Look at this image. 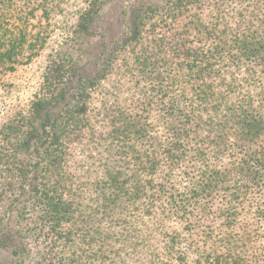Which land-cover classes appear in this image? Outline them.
<instances>
[{
	"label": "trees",
	"instance_id": "trees-1",
	"mask_svg": "<svg viewBox=\"0 0 264 264\" xmlns=\"http://www.w3.org/2000/svg\"><path fill=\"white\" fill-rule=\"evenodd\" d=\"M109 1L0 0V101L14 86L7 77L40 62L50 42L43 34L59 21L67 33L50 48L44 74L35 72L36 84L54 87L59 78L70 89L76 71L92 61L65 70L59 49L90 44L92 21ZM133 2L130 19L141 47L134 77L141 87L125 104L94 108L100 118L93 134L109 145L99 169L79 172L81 165L66 159L74 129L95 128L85 117L46 119L37 129L36 117L58 93L35 91L23 117L0 122V264L28 257L32 264H264V0ZM170 20L186 21L179 38H168L172 28L162 22L147 29L155 41L141 40L139 21ZM163 46L173 52L172 64L164 63L167 75L163 58L153 63ZM154 105L165 138L148 134L150 111H135ZM79 108L86 114L85 102ZM15 209L27 227L22 233L11 227ZM76 213L92 225L73 247L63 226Z\"/></svg>",
	"mask_w": 264,
	"mask_h": 264
},
{
	"label": "rangeland",
	"instance_id": "rangeland-1",
	"mask_svg": "<svg viewBox=\"0 0 264 264\" xmlns=\"http://www.w3.org/2000/svg\"><path fill=\"white\" fill-rule=\"evenodd\" d=\"M136 8L133 0H113L104 3L98 9L97 19L96 21H92V26L95 27L94 34L90 38V44L84 46L77 44H67L63 48L59 49L60 55L65 62V70L72 69L74 66H79L83 61L91 60V63H88L85 68L80 71H76L74 74V79L69 81L71 86L68 89L65 85H60V80L58 78L54 79V87L48 86L46 82L43 81L42 88L36 84V76L35 72H39L41 69V73L47 70L46 64L48 63L47 59L50 55V48L60 44V41L67 31L63 30V26L60 24L64 21H59V24L54 27L48 28L46 35L48 43V47L42 49L40 55V62L37 60L32 63L29 67H21L18 71L7 77L9 83L14 84L11 87V91L6 93V98L0 101V122L5 121L6 119H19L23 117V114L27 113V110L30 107V97L32 93L35 91L41 92L44 96H53L57 93L59 94L57 99L52 100V102L47 107V110H43L36 117L35 121H38L39 124L36 125L37 129H40L43 126V120L49 119L51 122H63L66 120H73L77 118L85 117L83 119H88L92 126L95 128L92 131L90 129H84V131H77L82 129H74V132L70 135L72 139L66 142L65 144V152L68 153L66 159H68L69 163H77L81 165L79 172L82 169L89 167L92 170H97L101 167V159L100 157L108 151L109 145L106 141L102 140L98 134H93L95 129L98 127V120L100 117H94V108L98 106H103L105 102L110 101H119L121 103H126L124 100L129 99L130 97H136L138 89L141 87L139 83L136 82V78L134 77L138 72L135 66L133 65V57L136 53H139L141 47L135 43L134 33H136V29H133V25L135 21L130 19V16L133 14L132 11ZM164 10L157 8L156 13H163ZM37 21H31L32 24H36ZM164 22L169 23L172 30H168L165 35L170 38V36H174L175 38H179L181 33L185 29L186 21H139L140 35L141 40H154L156 38V34L147 36L150 31V23L153 24H163ZM60 26V27H58ZM51 31H50V30ZM33 30V29H32ZM39 30V29H37ZM43 31V30H42ZM156 31L158 29L156 28ZM185 38H188L192 42L193 45H199V40L194 39L188 33H183ZM149 37V38H148ZM140 40V41H141ZM53 41H56L54 43ZM155 41V40H154ZM54 43V44H53ZM159 49L165 50L163 55H160L159 60L158 56H155V65L159 66L160 61L163 58V66L161 67L162 71H165L167 75V70L169 67L167 64H172V55L173 52L168 50L167 48L159 47ZM155 50V48H154ZM153 52H156L153 51ZM159 54V52H156ZM108 59V60H107ZM111 63V74L106 77L107 69L103 67L104 60L110 61ZM158 60V62H157ZM88 62V61H87ZM167 62V64H164ZM98 63V64H97ZM162 64V63H161ZM40 68V69H39ZM77 74L81 76V81H76ZM42 81V79H41ZM167 84L168 79H164ZM82 84L84 88L83 93H78V84ZM38 86V87H37ZM144 87H149L145 85ZM68 90V91H67ZM88 92V95L86 96ZM2 91L0 90V94ZM117 98V99H116ZM85 102V105L88 106L86 110V114L81 112V108H79V103ZM141 107V106H140ZM158 106H153L150 110L146 107H141L140 110L135 109L138 113L145 115V113L149 112V119L153 123L152 128L149 127L150 135H163V137H167V128L165 126L162 127L158 124V121L161 120L158 117L156 118ZM164 121V120H163ZM47 122V121H46ZM40 131V130H39ZM151 142V139H149ZM32 140L31 143H33ZM20 153V157L26 163L27 160V149L22 150ZM86 156H89V160L85 159ZM91 160V162H90ZM90 163H89V162ZM30 163H34L31 161ZM78 169L73 174H77ZM88 199H84L86 202ZM87 209V208H86ZM83 209L81 212H86L87 210ZM14 217L11 218V227L13 229L19 230L20 233L26 231L27 227H25L24 220H21L19 216H17V210L11 211ZM75 217L69 221L66 226H63V230H68L70 228L71 235L69 238L73 240V247L75 245H81L80 238L78 237L80 232L84 229H90L92 224H83L82 219L80 217ZM26 217H30L29 215ZM79 221V222H78ZM68 227V228H67ZM82 229V230H81ZM53 238V237H52ZM48 239H51V234L48 233ZM48 241V240H47ZM27 248L32 249L33 243L30 240L27 242ZM5 254L3 252L0 253V259L3 261ZM23 264H32L31 259H26Z\"/></svg>",
	"mask_w": 264,
	"mask_h": 264
}]
</instances>
